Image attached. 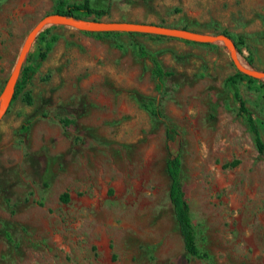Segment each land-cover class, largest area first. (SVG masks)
Segmentation results:
<instances>
[{
	"label": "rangeland",
	"instance_id": "rangeland-1",
	"mask_svg": "<svg viewBox=\"0 0 264 264\" xmlns=\"http://www.w3.org/2000/svg\"><path fill=\"white\" fill-rule=\"evenodd\" d=\"M58 2L0 0V108L23 39ZM89 2L108 14L80 20L227 33L242 41L241 62L264 70V0ZM148 54L166 72L162 83ZM24 67L0 119V264H264V154L225 83L237 69L224 42L51 24L30 43ZM237 88L264 120V79ZM167 125L178 130L169 143ZM168 150L180 151L208 258L184 250Z\"/></svg>",
	"mask_w": 264,
	"mask_h": 264
},
{
	"label": "trees",
	"instance_id": "trees-1",
	"mask_svg": "<svg viewBox=\"0 0 264 264\" xmlns=\"http://www.w3.org/2000/svg\"><path fill=\"white\" fill-rule=\"evenodd\" d=\"M53 13L64 14L66 16H71L76 19H81L83 17H88V16H93L94 19H100L102 16L108 14V10L106 8L91 6L89 0H83L82 2H78V3H71L68 2L67 0H59L58 7ZM103 33H121V32L105 31ZM127 34L134 35L140 33L128 32ZM224 34L228 35L227 33ZM228 36L231 38L230 35ZM234 43L237 51L240 54H242V50L238 45L241 44L242 41L239 40V42H234ZM148 55L153 63L152 73L155 76L158 83H162L166 76V72L163 69L161 62L155 55L153 54H148ZM42 56H44V53L42 54ZM26 72H27V68L24 67L21 70L20 76H24ZM238 81H246L248 83H252L255 81L260 82V79L253 78L237 70L234 74L226 77L225 83L230 87L233 98L238 103V114L245 119L248 126V130L253 136V140L258 152L264 154V140L262 139L260 133V128H264V120L258 121L254 117L253 113L248 109L244 99L242 98L237 88ZM142 105L146 109H148L152 115L154 116L159 115L157 109L150 106L151 104H142ZM177 135H178V130L174 125H167L165 127L166 142L169 143L174 141ZM165 171L169 178L168 197L173 207L174 218L178 227V231L182 238L184 250L187 254L191 256L202 259L208 258V254L204 251H201L197 245L196 231L192 222L190 205L185 195V191L181 180L182 159H181L180 151L173 153L170 150H168L167 158L165 161ZM65 197H67L66 194Z\"/></svg>",
	"mask_w": 264,
	"mask_h": 264
},
{
	"label": "water",
	"instance_id": "water-1",
	"mask_svg": "<svg viewBox=\"0 0 264 264\" xmlns=\"http://www.w3.org/2000/svg\"><path fill=\"white\" fill-rule=\"evenodd\" d=\"M51 24L66 25L78 31L85 32H135L159 34L200 43L224 42L231 60L239 72L253 78L264 79V70H255L240 62L238 59L239 53L236 49L234 41L224 33H192L181 28L127 20L83 21L60 13H50L42 16L37 22H35L21 43L15 64L7 80L4 102L0 108V119L6 113L14 95L16 82L20 75L21 67L28 52L30 43L46 25Z\"/></svg>",
	"mask_w": 264,
	"mask_h": 264
},
{
	"label": "bare ground",
	"instance_id": "bare-ground-1",
	"mask_svg": "<svg viewBox=\"0 0 264 264\" xmlns=\"http://www.w3.org/2000/svg\"><path fill=\"white\" fill-rule=\"evenodd\" d=\"M239 60H240V62H241V59L240 58H238ZM242 63V62H241ZM245 65V64H244Z\"/></svg>",
	"mask_w": 264,
	"mask_h": 264
}]
</instances>
